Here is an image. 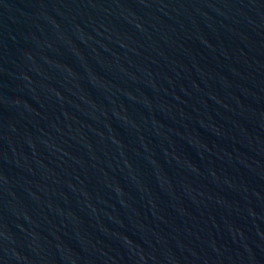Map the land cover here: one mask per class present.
<instances>
[{
  "label": "water",
  "instance_id": "1",
  "mask_svg": "<svg viewBox=\"0 0 264 264\" xmlns=\"http://www.w3.org/2000/svg\"><path fill=\"white\" fill-rule=\"evenodd\" d=\"M0 264H264V0H0Z\"/></svg>",
  "mask_w": 264,
  "mask_h": 264
}]
</instances>
